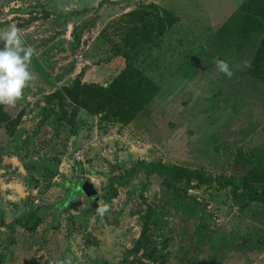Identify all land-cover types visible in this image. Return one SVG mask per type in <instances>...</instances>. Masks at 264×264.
Here are the masks:
<instances>
[{
    "label": "rangeland",
    "instance_id": "rangeland-1",
    "mask_svg": "<svg viewBox=\"0 0 264 264\" xmlns=\"http://www.w3.org/2000/svg\"><path fill=\"white\" fill-rule=\"evenodd\" d=\"M247 1L0 0V29L16 24L38 53L35 79L6 108L21 114L14 133L0 128V264H264L263 202L245 205L231 187L146 168L162 162L248 177L264 189L255 180L264 171V82L248 74L262 33L234 17ZM163 11L175 23L154 39L144 26ZM126 55L160 88L132 123L102 128L67 100L76 132L67 123L57 129L55 116L40 124L49 95L81 73L85 83L112 82ZM214 59L229 63L231 78ZM81 179L94 183L97 198L59 211L66 182ZM149 210L146 247L135 251ZM35 213L40 223L27 230L22 223Z\"/></svg>",
    "mask_w": 264,
    "mask_h": 264
},
{
    "label": "trees",
    "instance_id": "trees-1",
    "mask_svg": "<svg viewBox=\"0 0 264 264\" xmlns=\"http://www.w3.org/2000/svg\"><path fill=\"white\" fill-rule=\"evenodd\" d=\"M160 12V11H159ZM164 16L160 13L155 22L145 24L144 28L149 26L150 33L154 39L161 37L175 23V19L167 11H163ZM239 15H244L249 22H252L260 28L262 38L257 46L253 60L248 69L249 76L264 82V0H248ZM235 19V18H234ZM232 18V22L234 21ZM91 19H87L83 26H86ZM233 24L227 27V30ZM83 27L76 26L73 30L75 42L72 45L73 49L79 47L81 41V32ZM248 36V35H247ZM242 45H237V49L241 51ZM126 68L119 75L106 85L98 83H85L82 81V73L74 80L72 85L64 86L58 92H54L46 99V103L50 107L46 108L43 113V119L40 124H44L52 116H55V127L59 129L63 123L71 125L72 131L76 132L80 123L76 119L71 118L66 110V102L70 100L75 107L86 110L90 115L100 118L102 128H107L109 125L122 124L128 125L132 123L139 114L148 106L160 92L159 86L145 73L137 68L134 63V57L126 55ZM21 114L14 117L6 109L0 105V128H5L7 135L11 136L14 133L15 127L20 121ZM146 168L150 173L161 172L163 174L173 175L180 180L193 181L196 180L202 184L215 183L221 188L231 187V191L239 201H258L264 203V189L261 191L253 187L252 181L248 177H244L237 181L234 177L215 178L208 176L205 171L200 169H190L184 166L167 167L164 163L158 162L149 163ZM125 177L119 179L121 184L124 183ZM257 182L264 181V171L255 179ZM65 187L68 192V199L60 205V210L63 207L72 204L75 198L86 196L88 198H97L98 191L95 185L88 179L76 180L75 182H66ZM151 210L142 217V235L134 246L135 251H139L146 247L147 233L149 230V222ZM40 223L39 213H35L34 217L29 221L22 223L27 230H35Z\"/></svg>",
    "mask_w": 264,
    "mask_h": 264
},
{
    "label": "clouds",
    "instance_id": "clouds-1",
    "mask_svg": "<svg viewBox=\"0 0 264 264\" xmlns=\"http://www.w3.org/2000/svg\"><path fill=\"white\" fill-rule=\"evenodd\" d=\"M22 31L14 23L0 29V44L3 45L0 48V105L6 108L15 107L35 79L30 65L33 55L38 53L33 46L26 44ZM213 63L219 72L232 77L227 61L214 59ZM107 210L108 206L104 205L100 212L103 214Z\"/></svg>",
    "mask_w": 264,
    "mask_h": 264
},
{
    "label": "water",
    "instance_id": "water-1",
    "mask_svg": "<svg viewBox=\"0 0 264 264\" xmlns=\"http://www.w3.org/2000/svg\"><path fill=\"white\" fill-rule=\"evenodd\" d=\"M93 184H94V183H93ZM96 206H97V205H95V209L97 208Z\"/></svg>",
    "mask_w": 264,
    "mask_h": 264
}]
</instances>
